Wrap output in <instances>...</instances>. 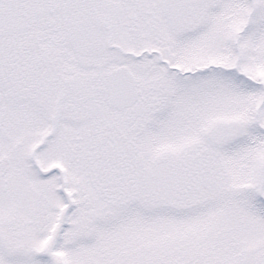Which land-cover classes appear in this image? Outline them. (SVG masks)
<instances>
[{
  "label": "snow or ice",
  "instance_id": "1",
  "mask_svg": "<svg viewBox=\"0 0 264 264\" xmlns=\"http://www.w3.org/2000/svg\"><path fill=\"white\" fill-rule=\"evenodd\" d=\"M0 264H264V0H0Z\"/></svg>",
  "mask_w": 264,
  "mask_h": 264
}]
</instances>
